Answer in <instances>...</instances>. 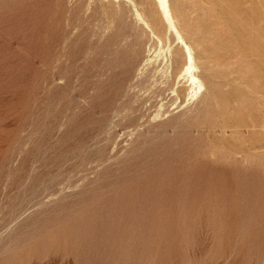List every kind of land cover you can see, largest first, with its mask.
Masks as SVG:
<instances>
[{
    "label": "rangeland",
    "instance_id": "obj_1",
    "mask_svg": "<svg viewBox=\"0 0 264 264\" xmlns=\"http://www.w3.org/2000/svg\"><path fill=\"white\" fill-rule=\"evenodd\" d=\"M122 1L0 0V264H264V0H180L230 53L165 115L122 109L142 43L97 46Z\"/></svg>",
    "mask_w": 264,
    "mask_h": 264
},
{
    "label": "bare ground",
    "instance_id": "obj_2",
    "mask_svg": "<svg viewBox=\"0 0 264 264\" xmlns=\"http://www.w3.org/2000/svg\"><path fill=\"white\" fill-rule=\"evenodd\" d=\"M123 1L126 4L125 7L121 6L122 4L118 5V2L116 3V8L114 9L113 13L105 10L106 15L104 14V17H102L105 18V20H102L103 22L100 23L95 29H97L98 34V36L97 34L96 36L99 37L97 46H99L100 48L103 47L101 41L103 40L102 38L105 36V34H113L115 37L114 42L116 45H122V47H124L123 45L129 42L132 45L133 49V47L135 48L137 45L142 43L145 49L146 55L143 58L142 63H140L141 65L138 66V69L134 68L136 70V73L133 72L135 74L133 79L135 80V83L132 87H130L132 92L130 93V91L126 89L130 93H127L129 95L127 104H124L123 101L122 106V97L120 98V105L122 106V109L124 111L127 110L124 113H128L129 111H139L138 113L141 114L140 110H142L143 108H146L148 111L151 108L153 110V107H155V109L157 108V111H153L157 112V115L159 113L161 115V110H164L162 112V115H165V110L168 108V105L169 108L170 105L173 108L172 105H182L183 101H186V99L192 100V98L202 93L201 91L207 84L209 87L208 89L214 92V78L217 77L216 75H221L224 72L220 69V65H218L220 64V62L216 63V60L213 61V58L218 59L219 56L227 54V52L230 53L228 49L229 47L223 42L217 44L216 47L213 46L214 38H216L215 29L210 25H191L188 22L186 13L183 11L180 5V0H153L158 12H160L163 18L168 33H170L169 35L173 36V38L171 37L173 41L169 38L166 40L164 36H162L155 30V27L158 25V21L154 8H149L147 12L146 9L143 8L145 9L144 12L143 9H139L138 7L141 6V3L138 4L134 0ZM100 5L101 8H107H105V6H102V4ZM125 9H127L129 14H131L130 16H132V20H129V22L127 19V16L129 14L125 16ZM100 12H102V10ZM98 17L99 16L97 15V19ZM147 31L149 32V34L147 33ZM111 37L112 36L110 35V38ZM128 45H126V47H128ZM132 49L130 50L133 51ZM126 51L127 54H129L128 52L130 51ZM110 53L112 54V52ZM127 54L125 53V55ZM120 55L122 56V54ZM130 57L128 58V60H130ZM117 59L115 61H117ZM213 62H215L216 64H213ZM125 63L127 66V61H125ZM116 68L118 69L117 65ZM133 80L129 82L132 83ZM124 93L122 94L125 96L126 94ZM202 103L206 104V102ZM227 105L228 102H222L223 107H227ZM118 110L120 111L119 108ZM125 115L128 117L127 114ZM184 115L186 116V114Z\"/></svg>",
    "mask_w": 264,
    "mask_h": 264
}]
</instances>
